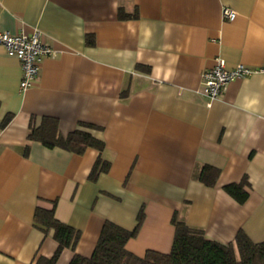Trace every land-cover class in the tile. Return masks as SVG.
I'll return each mask as SVG.
<instances>
[{
    "label": "crops",
    "instance_id": "obj_1",
    "mask_svg": "<svg viewBox=\"0 0 264 264\" xmlns=\"http://www.w3.org/2000/svg\"><path fill=\"white\" fill-rule=\"evenodd\" d=\"M35 30L54 56L27 90L0 46V264L53 256L52 232L33 225L51 202L80 232L55 264L89 258L105 222L132 231L141 210L125 245L138 257L170 252L174 214L221 244L239 231L264 240V0H0V32ZM217 60L254 72L207 105L201 74ZM46 117L62 137L84 131L103 149L77 155L29 141ZM98 160L107 169L90 180ZM203 168L217 173L212 187L198 179ZM244 178L249 196L238 204L223 187Z\"/></svg>",
    "mask_w": 264,
    "mask_h": 264
},
{
    "label": "trees",
    "instance_id": "obj_2",
    "mask_svg": "<svg viewBox=\"0 0 264 264\" xmlns=\"http://www.w3.org/2000/svg\"><path fill=\"white\" fill-rule=\"evenodd\" d=\"M130 16L118 11V19H129ZM93 38L86 36V45L93 44ZM9 121L7 117L2 125ZM84 128L87 125L80 124ZM28 140L38 142L48 149L60 148L65 151L81 155L86 149L97 151L103 149V143L94 139L89 133L76 130L62 137L58 132V122L54 118H43L38 127L31 126ZM107 165L99 160L95 163L90 180H95L99 172H104ZM217 173L211 168H203L199 174V181L212 187ZM250 186L244 178L239 184H229L223 191L236 203L243 204L249 196ZM55 202L49 208L37 206L33 216V225L36 229L48 234L57 243V249L49 259L39 258L36 264H55L64 249L74 251L80 237V232L61 223L55 218ZM142 210L137 216V224L132 231H127L111 222H105L100 231L94 251L89 258L74 255L69 264H264V240L253 243L239 231L232 243L221 244L205 237L203 231L188 227L179 221L174 214L171 224L174 227V236L171 250L168 254L155 251H146L143 257H138L125 249L126 243L134 239L143 222Z\"/></svg>",
    "mask_w": 264,
    "mask_h": 264
},
{
    "label": "built area",
    "instance_id": "obj_3",
    "mask_svg": "<svg viewBox=\"0 0 264 264\" xmlns=\"http://www.w3.org/2000/svg\"><path fill=\"white\" fill-rule=\"evenodd\" d=\"M222 16L228 21H233L236 14L225 8L222 10ZM0 46L9 57L15 58L20 64L19 88L22 91L32 87L37 80L41 59L54 56V51L43 42L38 30L30 34L0 32ZM253 72L243 65L227 69L222 60H217L213 68L201 74V93L208 99L207 105L217 100L231 81L250 76Z\"/></svg>",
    "mask_w": 264,
    "mask_h": 264
}]
</instances>
